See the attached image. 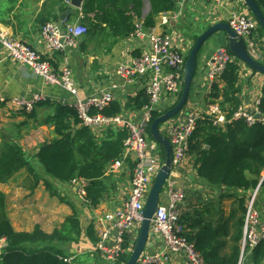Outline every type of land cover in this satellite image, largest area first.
Wrapping results in <instances>:
<instances>
[{
	"label": "crops",
	"instance_id": "obj_1",
	"mask_svg": "<svg viewBox=\"0 0 264 264\" xmlns=\"http://www.w3.org/2000/svg\"><path fill=\"white\" fill-rule=\"evenodd\" d=\"M176 8L177 2L174 9ZM67 10H71V13L63 20L62 15ZM247 11L242 0H234L232 4L226 6L216 5L212 0H194L188 4L185 16L179 23L173 27L161 26L159 14L156 17L155 27L158 32L171 34L174 37V45L188 55L197 36L208 27L221 21L226 22L233 13L247 14ZM148 12L149 3L146 2L141 19L136 17V21H143ZM88 16L92 18L94 15ZM84 17L82 8H74L67 0H0V35L8 34L34 47L44 54L56 72L61 71L68 62L82 95L89 97L113 89L115 101L123 106L120 115L126 118L137 117L140 109H134L131 104L143 91L146 93L145 84L148 77L145 76L144 79L136 76L131 81H125L116 71L119 64L138 57L146 51L148 49L146 42H133L129 38L130 35L115 42V38L109 35V30H99L84 35L74 50L52 52L46 46L41 36V27L44 24L48 22L60 25L66 22L90 24L89 21L83 22ZM189 24L190 35L187 37L183 32L184 29L187 30ZM193 30L196 32H192ZM191 35L195 38L192 39ZM260 37L264 47V37L261 34ZM222 46H227V38L220 32L207 40L202 47L186 110H194L202 115L208 114L212 102L209 98L211 88H209L207 63ZM263 85L264 74L241 63L239 97L243 109L249 112L256 110ZM39 93H43L46 100L36 105L35 117L31 119L23 112L14 111L11 107L0 104V152L4 142L3 136L8 135L22 147L35 169L34 173H30L23 168L15 175V181L0 183V191L6 196L8 218L17 232H32L36 225H40L44 231L51 233L67 216L76 211L82 225L81 235L76 241L62 245V248L67 257H75L71 264H98L95 259L101 257L94 251L100 226L94 223H97L105 213L119 209L127 199L132 186L133 160L131 157L126 158L121 155L120 159L109 167L106 175L111 183L110 197H105L96 207L91 206L84 195L80 194L77 186L79 180L71 183L53 182V179L44 175L35 156L43 145L58 137L54 123L48 122L55 115L56 107L61 104L67 105L74 100V97L63 86L45 84L30 67L9 58L0 43V94L6 99H11L31 98ZM69 125L73 135L82 127L79 122L75 123L73 118H70ZM108 129H90V131L95 133L96 140L100 141ZM148 146L153 152L163 156L160 146L152 139L151 133ZM193 159L191 152L183 166L172 174L175 185L186 193V199L180 207L182 220L184 216H199L204 224H210L213 228L221 230L222 240L226 243V248L222 252L225 256L229 252L233 242L232 237L238 228V232H241L240 241L244 236V228L239 227L244 217L239 209V203L245 197L246 204L253 190H220L210 186L199 178L193 166ZM45 180L53 182V188L61 197L47 190ZM162 200L166 201L165 194ZM256 210L261 222L264 223V186L257 198ZM90 225L94 227L95 240L88 235ZM187 231L186 229V235ZM133 239L134 234L130 241V249ZM162 246V238L153 236L147 243L146 252L158 250ZM245 263L249 264L248 260ZM171 264L188 263L183 257H174Z\"/></svg>",
	"mask_w": 264,
	"mask_h": 264
},
{
	"label": "built area",
	"instance_id": "obj_2",
	"mask_svg": "<svg viewBox=\"0 0 264 264\" xmlns=\"http://www.w3.org/2000/svg\"><path fill=\"white\" fill-rule=\"evenodd\" d=\"M68 3L70 0H67ZM194 0H175L177 8L163 12L159 16V25L173 27L179 23L187 10L188 4ZM216 5L226 6L234 0H212ZM231 29L245 42L249 54L256 60L264 61L263 41L259 36L258 22L251 14L233 13L226 21ZM156 24V23H155ZM89 33L88 26L82 23L66 22L60 25L48 22L41 27V36L48 49L52 52H66L77 48L79 40ZM131 41H142L148 44V49L140 56L119 64L117 75L125 81H131L136 76L148 77L145 84L147 103L139 110L137 117L126 118L122 115L109 116L95 112L115 101L113 89L99 95H82L73 76L70 64L67 62L56 72L53 70L44 54L34 47L14 39L8 34L0 35V43L7 51L8 57L17 63L30 67L33 73L45 84L60 85L66 88L74 100L67 103L75 109L82 127L88 129H127L128 137L123 143L124 157H131L134 163L131 179V191L119 209L102 215L97 223L100 226L94 253L111 264H118L130 252V241L136 235L144 220L145 202L155 180L156 174L163 165V156L153 152L148 146L150 126L156 111H164L175 105L180 97L186 57L182 50L173 43L174 37L169 33L158 32L155 25L146 28L143 21H136V27L130 34ZM227 46L219 47L208 61L209 88L219 81L228 63L234 60ZM46 100L43 93L34 94L31 98L14 97L6 99L0 94V104L11 107L14 111L32 112L36 105ZM249 112L242 107L234 113V118H244L249 124L260 120L256 118L258 111ZM214 125L224 127L227 123L224 112L218 103L209 105L208 114ZM194 110H183L174 118L161 126L162 133L170 140L173 150V167L170 177L164 187L166 201L159 203L158 209L151 221L150 233L162 238V248L144 251L141 264H171L174 257H183L188 264H207L197 251L194 242L186 235V226L182 220L180 207L186 199L185 191L176 186L172 174L180 169L190 155L191 139L204 116ZM263 118V117H262ZM261 118V119H262ZM264 179V176H263ZM262 179V181H263ZM262 181L248 197L244 215V236L242 239V255L238 264L244 261L245 251L252 250L264 241V223L261 222L256 210V200ZM82 186L79 190L85 196L86 181L79 180ZM150 234V238H152ZM149 238V239H150ZM6 244L0 239V255ZM134 245V244H133ZM75 257H66L70 264Z\"/></svg>",
	"mask_w": 264,
	"mask_h": 264
},
{
	"label": "trees",
	"instance_id": "obj_3",
	"mask_svg": "<svg viewBox=\"0 0 264 264\" xmlns=\"http://www.w3.org/2000/svg\"><path fill=\"white\" fill-rule=\"evenodd\" d=\"M146 2L150 5L149 12L143 18V25L146 28L155 25L159 14L175 8V0H86L82 7L85 14L83 22L89 21L90 24L85 22L89 33L109 30V35L117 42L134 31L136 17L141 19ZM256 2L264 12V0ZM91 14L94 15L92 18L88 16ZM241 63L236 58L228 63L209 94L211 104L218 103L227 123L224 127L214 125L206 115L198 121L191 139L190 153L192 152L194 156L193 166L199 178L220 190H254L264 175V85L257 105L263 118L254 124H249L244 118H234V113L240 109L242 103L239 97ZM146 103L147 97L143 91L131 105L134 109H141ZM166 110L168 109L156 111L152 122ZM98 111L109 116L120 115L123 106L118 101H113L95 112ZM23 114L29 119L34 118L35 109ZM70 118H73L75 123L79 122L74 108L66 104L56 107L55 115L48 122L54 123L58 137L43 145L35 157L44 175L53 179V182L86 181L84 197L91 206L96 207L105 197H110L111 183L106 173L109 167L120 159L123 143L129 133L127 129H108L103 138L97 141L95 133L81 127L73 135L70 131ZM3 139L0 152V183L11 182L23 168L34 173L30 158L26 156L22 147L8 135H4ZM161 151L164 154L162 148ZM44 182L47 190L61 197L53 188V182L49 180ZM77 186L78 190H81L82 186L80 184ZM263 186L264 180L260 188ZM5 197L0 191V239L6 240L0 255V264H70L65 260L67 254L62 245L76 241L80 237L82 225L79 214L74 211L51 233L44 231L40 225H36L32 232H17L8 218ZM240 201L239 209L244 215L245 197ZM183 221L188 230L187 238L194 242L207 264L239 263L241 256L239 228L232 237L229 252L223 256L226 243L222 240L221 230L204 224L199 216H184ZM243 224L244 217L239 225L241 229ZM88 235L92 240L96 239L93 225L88 227ZM129 256L128 253L118 264H125ZM244 259L248 260L249 264H264V241L252 250H246Z\"/></svg>",
	"mask_w": 264,
	"mask_h": 264
},
{
	"label": "water",
	"instance_id": "obj_4",
	"mask_svg": "<svg viewBox=\"0 0 264 264\" xmlns=\"http://www.w3.org/2000/svg\"><path fill=\"white\" fill-rule=\"evenodd\" d=\"M246 5L248 11L257 20L258 24L264 30V12L261 10L260 6L256 0H242ZM85 0H70L71 5L74 8H82ZM150 10V5H149ZM71 10H67L62 15L64 20ZM224 33L227 38V47L229 48L231 54L247 65L252 70L264 74V64L255 58H253L245 45L244 40L237 35L230 27V25L221 21L215 23L208 27L205 31L197 36L194 45L192 46L189 54L186 57L185 67H184V81L180 97L175 105L160 114L154 119L150 126V133L152 139L163 149V165L156 174L155 180L149 191L148 197L145 202L144 208V220L140 226V229L136 235L134 245L132 247L131 253L127 262L125 264H139L140 259L146 250L147 243L150 238V228L151 221L158 209L159 203L162 199V194L167 180L170 177V173L173 167V150L170 140L162 133L161 125L168 120L174 118L180 114L190 97V92L192 89L193 80L197 70V60L198 55L204 46V44L211 37L217 35L218 33ZM263 117L262 113H257L256 118L261 119Z\"/></svg>",
	"mask_w": 264,
	"mask_h": 264
},
{
	"label": "rangeland",
	"instance_id": "obj_5",
	"mask_svg": "<svg viewBox=\"0 0 264 264\" xmlns=\"http://www.w3.org/2000/svg\"><path fill=\"white\" fill-rule=\"evenodd\" d=\"M247 14H251L249 11H247ZM137 23H138V21H137ZM190 27H191V25L189 24L188 25V28H187V30L186 29H184V32L183 33H185L186 34V36L188 37L189 35H190ZM258 32H259V36H260V34H261V36L262 37H264V30L262 29V27L259 25L258 26ZM192 32H196V31H192ZM192 36V35H191ZM193 37V36H192ZM195 37H193L192 39H194ZM263 63V62H262ZM264 64V63H263ZM161 126H163V125H161ZM264 176V175H263ZM263 179V178H262ZM262 179H261V181H262ZM264 180V179H263ZM260 191H261V188L259 189V191H258V196H257V198L259 197V194H260ZM251 196V194L249 195V197ZM257 201V200H256ZM244 215H245V213H244ZM151 234V233H150ZM151 236L153 237V235L151 234ZM243 239V238H242ZM134 241H132V247H133V243ZM240 245H241V255H242V240H241V242H240ZM132 247H131V249H130V252H129V254L131 253V250H132ZM240 258H241V256H240ZM95 261L96 262H98V264H109V263H107L106 261H104L103 259H101V258H98V259H95ZM245 259H244V261L242 262V264H246L245 263Z\"/></svg>",
	"mask_w": 264,
	"mask_h": 264
}]
</instances>
